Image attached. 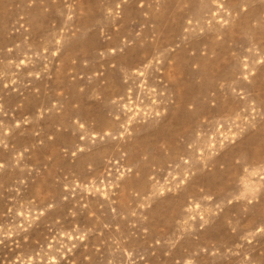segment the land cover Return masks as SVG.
Segmentation results:
<instances>
[{
  "label": "rangeland",
  "instance_id": "1",
  "mask_svg": "<svg viewBox=\"0 0 264 264\" xmlns=\"http://www.w3.org/2000/svg\"><path fill=\"white\" fill-rule=\"evenodd\" d=\"M0 264H264V0H0Z\"/></svg>",
  "mask_w": 264,
  "mask_h": 264
}]
</instances>
